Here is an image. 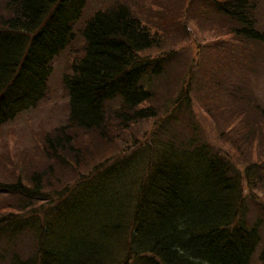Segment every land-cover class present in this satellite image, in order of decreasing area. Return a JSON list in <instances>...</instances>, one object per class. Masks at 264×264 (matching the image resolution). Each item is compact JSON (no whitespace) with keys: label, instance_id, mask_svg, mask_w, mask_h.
<instances>
[{"label":"trees","instance_id":"trees-1","mask_svg":"<svg viewBox=\"0 0 264 264\" xmlns=\"http://www.w3.org/2000/svg\"><path fill=\"white\" fill-rule=\"evenodd\" d=\"M89 1L1 3L0 125L39 104L49 90L54 58L70 46L73 55L62 77L68 96L66 123L45 135L43 156L49 164H60L69 155L70 164L82 166L90 155L94 168L72 188L56 190L53 198L43 192L44 171L32 173L26 178L28 183L0 181V190L14 197L0 203V208L3 202L12 207L11 212L0 214V264H251L254 256L264 264V214L260 212L255 220L249 217L243 190L244 182L247 187L263 188L264 178L254 163L240 170L201 136L189 87H180L167 99L163 120L155 121L146 141L104 164L114 142L122 138L120 131L158 117L159 108L152 102L173 52L154 57L143 53L160 47L162 41L128 1L113 0L86 15ZM192 9L204 15L205 21L209 16L220 18L207 26L227 36L212 42V67L208 70L207 66L198 84L202 109L215 133L230 144L233 151H229L253 161L240 146L251 137L252 129H225L237 117L244 120L231 130L250 121L236 113L230 100L235 97L244 99L239 105L259 112L262 126L257 127L264 128V100L251 89V77L264 71V66L256 65V59L264 56V27L256 18L257 2L188 0L185 11ZM240 40L254 45L242 48L236 44ZM190 62L187 72L192 76L194 61ZM181 115L186 117L189 134L179 128ZM113 120L116 135L111 137L104 130ZM72 131L98 136L102 144L96 143L85 157L76 159L78 134ZM134 156L136 165L130 164ZM40 200L54 203L44 212L43 221L21 218ZM79 212L82 219L91 220L80 231L71 221ZM23 232L31 234L29 256L17 248ZM120 247L123 256L116 258L114 251Z\"/></svg>","mask_w":264,"mask_h":264},{"label":"rangeland","instance_id":"rangeland-1","mask_svg":"<svg viewBox=\"0 0 264 264\" xmlns=\"http://www.w3.org/2000/svg\"><path fill=\"white\" fill-rule=\"evenodd\" d=\"M2 1L3 0H0V4ZM112 1L113 0H90L85 7L84 13L87 15L97 8H103L109 5ZM126 1L131 4L133 12L148 26V29L152 33H156L162 41L160 47H151L144 50L143 53L150 57L162 55L166 52H173V55L166 67L164 76H162L157 83L156 95L154 97L156 101L152 102L154 106L159 108L158 117L134 123L127 131H120L119 134L122 138L118 142H114L112 149L114 155L111 156L112 153L104 164H109L115 159L114 157L120 156L123 153L127 154L135 149L138 143H141L143 140L146 141L145 139L149 136L151 131L155 129V121L160 122L163 120L161 118L164 112L163 105H167L168 101L176 95L180 87H189L190 92H188V95L192 102V112L201 136L214 144V148L222 154L226 153L229 159L240 170L250 162L254 163L255 169L264 178V128L257 127L258 125L262 126L257 120L260 117L259 112L251 110L246 105L242 106L238 104L243 102L244 99L236 100V97L230 99L237 107L236 113L247 116L250 121L248 124L231 130L237 122L244 120L241 117H237L231 125L226 127L225 131L230 130V132H236L238 130L248 131L252 129L248 134L251 137L248 138V140H242L240 146L243 149H247L245 155L252 157L253 162L247 159L246 156H243V158L246 159H242L229 151L231 149L229 148L230 144L224 142L222 138L215 133L212 122L202 109V105L204 106V99L198 96L200 95V87L198 84L203 80V74H205L207 66H209L208 70L212 67L210 63L212 42L217 38L224 39L227 37L217 34L207 26L214 25L212 22L218 23L220 18H212L209 16V20L205 21L206 17L197 9L186 12L185 8L188 0ZM197 1L199 0H195V2ZM256 2V18L262 27H264V0H256ZM2 7L3 5L1 4V10ZM203 23H206L208 29L204 27ZM236 44L242 48H252L254 45L253 43H247V40H240ZM72 55L73 52L70 46H68L54 58L53 70L48 81V93L37 106L20 113L14 119L0 125V181L21 179L23 182L26 181L28 183L26 178H30L32 173L44 171L47 173V176L43 178V192L48 193L49 195L47 196L49 198H53L56 195V190H62L63 186L67 189L72 188L77 180L86 178V176H88L87 174L94 168V166H92L93 160L90 155L87 157L86 163L82 166H78L75 163L70 164L72 157H69V155H66L67 161L60 164H49L47 163V159L43 156V138L45 135L49 133L53 127L66 123L68 96L62 84V77L67 71V65ZM191 60L192 62L194 61V66L192 64V76L190 71L187 72ZM256 65L264 66V56L256 59ZM186 79L190 80L189 84L185 83ZM251 89L254 95L258 96L259 100H264V71H260V74L255 78L251 77ZM246 94L244 96H246ZM185 119V115L180 116V121L182 123L179 128L182 127L181 131H187L189 134L190 127L185 125ZM114 125L115 120L112 121L110 126L105 127V135L108 134L111 137L116 135ZM72 133L78 134L75 135L77 141L75 148L77 149L73 151V155L76 159L85 157L87 153L92 151L96 143L102 144V140H99L98 136L84 137L81 135V132L72 131ZM227 138L229 140L228 134ZM110 143H112V141ZM142 150L143 147L138 149L137 153H141ZM257 155H259V157ZM135 160H137V158L134 156L130 164L136 165V162H134ZM243 190L247 195L245 202L249 206V217L255 220L260 212L264 214V187H247L244 182ZM11 198L14 197L0 190V203L4 199L9 200ZM53 204L54 203H47L46 200H40L28 214L21 218L25 219L31 217L43 221L44 212L47 208L54 206ZM10 210H12V207H9L7 203L3 202V207L0 208V214L7 211L11 212ZM71 221L77 224L79 231L84 230V227L91 223L90 219H82L80 212L77 218L73 217ZM30 228L32 227L28 229ZM68 233H71V230H67V234ZM261 235L262 244H264V228L261 231ZM72 246L75 248L77 245L73 244ZM17 248L25 254L24 256L32 255L30 232H23L18 236ZM114 254L116 258L123 256L121 247L120 250L114 251ZM251 264H259L255 256L252 258Z\"/></svg>","mask_w":264,"mask_h":264}]
</instances>
